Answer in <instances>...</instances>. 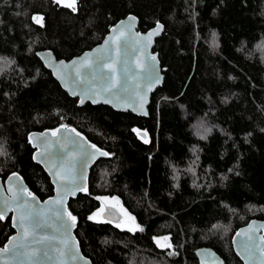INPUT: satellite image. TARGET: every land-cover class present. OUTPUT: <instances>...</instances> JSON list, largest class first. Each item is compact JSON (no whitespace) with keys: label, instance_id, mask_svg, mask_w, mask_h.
<instances>
[{"label":"trees","instance_id":"trees-1","mask_svg":"<svg viewBox=\"0 0 264 264\" xmlns=\"http://www.w3.org/2000/svg\"><path fill=\"white\" fill-rule=\"evenodd\" d=\"M75 7L0 0V177L16 171L40 199L51 195L26 135L73 126L109 155L90 168L87 191L67 203L92 264H199V246L212 247L222 264H242L231 236L249 219H264V0H78ZM127 13L142 31L163 24L152 51L164 77L147 117L77 106L35 55L79 54ZM198 120L209 129L200 136ZM105 196L116 197L135 228L96 220V198ZM11 233L9 220L0 221V246ZM160 235L170 246L157 244Z\"/></svg>","mask_w":264,"mask_h":264},{"label":"water","instance_id":"water-1","mask_svg":"<svg viewBox=\"0 0 264 264\" xmlns=\"http://www.w3.org/2000/svg\"><path fill=\"white\" fill-rule=\"evenodd\" d=\"M131 17L135 19H130ZM156 24L157 22L143 31L139 30L137 29L138 17L133 13H127L108 27L99 42L79 54L68 59L57 58L51 49L43 48L36 50L35 55L62 90L76 99L77 106L85 103L103 104L115 111L131 112L137 116L147 117L151 96L162 85L164 77L158 54L152 51L155 39L161 35L163 28L157 34L148 36V33L156 28ZM101 55L106 58L105 63L109 65L102 71L111 77L115 84L111 94L102 91L104 81L98 76L95 80L92 79L96 67L93 61ZM152 57H155V60ZM73 61L76 62L75 67ZM81 64L91 66L81 67ZM153 76H158L159 81L156 82ZM93 100L97 102L94 103ZM62 125L31 130L26 135L27 142L32 148V161L42 168L53 186L51 195L40 199L28 189L22 176L16 171L10 172L4 178L0 177V208L4 206L5 201H8L9 210L5 213V218L10 217V225L14 229V233L0 246V249H3L5 245L11 248L10 241L16 242L12 238L19 239L24 235L19 227L13 226L12 217L20 216L19 205L27 201L33 210L43 213L40 217L43 221L42 228L36 230L37 239L49 237L42 244H35L31 243L33 237L29 235L27 237L30 242L29 247L34 250L47 248L50 255L49 257L40 255L38 260L28 261L20 258L13 260L7 253H0V264H92L89 257L84 255L80 249L74 233L77 218L73 222L68 216L69 212L72 216L75 215L69 210L67 203L79 192L87 191L90 168L96 160L109 155H100L101 151L108 152L90 141L75 127L70 125L62 127ZM54 130H56L55 133ZM92 145L96 147L92 148ZM46 149L48 152L64 154L65 169L69 159L76 160L74 173L64 175V169L55 168L54 164L58 162L55 158L51 162L42 159L41 153H45ZM81 149L95 154L86 165L80 163L78 159ZM80 173H82V178L79 180V189L64 187L65 184H71L73 175ZM20 197L23 200L18 201ZM57 211L59 217L56 215ZM101 216L113 223H118L122 219L120 211L112 205H104ZM237 233L240 235L238 236ZM249 237H253V240L248 250H244L241 247V241H248ZM230 243L234 254L242 264H264V219L251 218L240 225L233 232ZM56 248H60L64 254L58 255ZM194 253L199 264L223 263L222 256L212 247L199 246L195 248Z\"/></svg>","mask_w":264,"mask_h":264},{"label":"snow or ice","instance_id":"snow-or-ice-1","mask_svg":"<svg viewBox=\"0 0 264 264\" xmlns=\"http://www.w3.org/2000/svg\"><path fill=\"white\" fill-rule=\"evenodd\" d=\"M54 3H56L57 5L70 7L72 8L73 11H76L77 8L75 6L77 5L78 0H54ZM130 19L134 20L135 18L131 17ZM33 20L37 21V17L33 16ZM42 20H43V17H41L40 21H37V22L38 23L42 22ZM162 28H163V25L157 21L156 28L152 32H149L148 36L157 34L158 31L161 30ZM212 46L214 48L219 46L217 43V34L215 32L212 33ZM85 56H87V54H85ZM152 59L155 60V57H152ZM105 60L106 58L103 55H101V56H98L95 61H93L96 67H95V74L93 75L92 79L95 80L98 76L100 80L104 81L103 86H102V91L105 93L111 94L113 88L115 87V84L112 82L111 77L107 76V74H105L102 71L104 67L109 66L105 63ZM75 65H76V62L73 61V66L75 67ZM80 66L90 67L91 65L81 64ZM114 71L115 70L113 69V73ZM78 75H82V74L78 73ZM153 79L156 82L159 81L158 76H153ZM123 90H126V89H123ZM81 102H83V100ZM93 102L95 103L97 101L93 100ZM62 127H64V125H62ZM55 131L56 130H54V133ZM73 131L75 130L73 129ZM134 131H137V130L134 129ZM77 135H79V133H77ZM201 138L203 139L204 137H201ZM145 143H147V141H145ZM91 147L95 148L96 146L92 145ZM0 154H3V153L0 152ZM94 155H95L94 153H89L86 149H81L79 152V156H78L79 162L86 165L88 160L94 157ZM100 155L106 156L108 155V153L101 151ZM63 156L64 154H61V153L48 152L47 149L45 153H41V158L48 160L49 162H51L55 158V160H57L58 162L54 164V167L57 169H64V175L73 174L75 171V164L77 163V161L73 159H69L66 162L67 168L65 169L64 167L65 160ZM229 171H231V169ZM81 178H82V173H80L79 175H73L71 184H65L64 187L68 189H72V188L79 189L80 188L79 180ZM29 195H31V193H29ZM33 199H35V197H33ZM19 200H23V198L20 197L18 198V201ZM60 203H62V201ZM7 205H8V201H5L4 206L0 208V221L5 219V213L9 210ZM19 207H20L21 214L19 217H15V216L12 217L13 222H14L13 226L19 227L24 233V235L21 236L19 239H17L16 237H13L12 240H15L16 242L12 243V241H10V243L12 244L11 248L8 245H5L3 249H0V253H7L9 257H11L13 260H16L18 258L22 260H28V261L38 260L40 258V255L49 257L50 254L47 248L35 249V250L31 249L29 247L30 242L27 239L29 235H32L33 239L31 243H35V244H42L44 240L49 239V237H40L39 239H37L38 234L36 230L42 228L43 221L40 219V217L43 215V213L36 212L35 210H33L27 201H23V203L20 204ZM56 215L57 217H59L58 211ZM68 216L71 218L73 222L76 220V217L72 216L70 212L68 213ZM92 218H93L92 216L89 217V219H92ZM213 227H216V226L214 225ZM137 228H139V225H137ZM29 229H31V232H29ZM237 235L239 236L240 233H237ZM162 239H167V237H164ZM252 240H253V237H249L248 241H241L242 249L248 250L249 244ZM167 246H170V245H167ZM55 251L58 255L64 254V252L60 248H56ZM69 253H70V250H69Z\"/></svg>","mask_w":264,"mask_h":264},{"label":"rangeland","instance_id":"rangeland-1","mask_svg":"<svg viewBox=\"0 0 264 264\" xmlns=\"http://www.w3.org/2000/svg\"><path fill=\"white\" fill-rule=\"evenodd\" d=\"M37 17V21H40V15H34ZM263 50V49H262ZM201 121V122H200ZM194 130L197 132V135L200 136L203 133L207 132L208 126L206 125V123L202 120H198L195 125H194ZM188 171L190 173H193L194 171V165L193 162L191 163V165L188 167ZM112 205L114 207H116L118 210H120V212L123 214V221H121L120 224H118L119 227H126V228H135V224H134V220L133 218L130 216V214L120 205V203L118 202V200L116 199V197L113 196H105L102 197V203L101 206H99L98 211L96 212L95 215H93L94 217H96V219H101L100 216V212L103 209V205ZM164 238L163 235H160L158 237H156V241L157 244L161 247H163L164 245H168L169 240L167 239H162Z\"/></svg>","mask_w":264,"mask_h":264},{"label":"flooded vegetation","instance_id":"flooded-vegetation-1","mask_svg":"<svg viewBox=\"0 0 264 264\" xmlns=\"http://www.w3.org/2000/svg\"><path fill=\"white\" fill-rule=\"evenodd\" d=\"M48 178H49V177H48ZM49 181H50V180H49ZM52 188H53V187H52ZM96 199L100 200V206H101V203H102V197H97ZM102 205H103V204H102ZM102 207H104V205H103ZM102 210H103V209H102ZM97 211H98V210H97ZM97 211H96V212H97ZM119 211H120V210H119ZM101 212H102V211H101ZM101 212H100V216H101ZM120 213H121V212H120ZM121 215H122V219H121L118 223H113V222H111V221H108V220H106L105 218H103L102 216H101V219L99 218V219H96V220H97V221H101V222H111V223H113V224H117V225H118V224L121 223V221H123V214L121 213ZM5 219H8V220H9V223H10V217H9V216H8L7 218H5ZM5 219H4V220H5ZM10 226H11V225H10ZM11 228H12V227H11ZM12 233H14V229H13V228H12ZM12 233H11V234H12ZM11 234H10V235H11ZM10 235H9V236H10ZM9 236H8V237H9ZM8 237L6 238V240L8 239ZM6 240H5V241H6ZM5 241H4V242H5Z\"/></svg>","mask_w":264,"mask_h":264}]
</instances>
